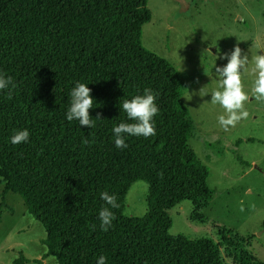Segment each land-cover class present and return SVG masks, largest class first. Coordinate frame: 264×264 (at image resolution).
<instances>
[{
	"label": "trees",
	"instance_id": "16d2710c",
	"mask_svg": "<svg viewBox=\"0 0 264 264\" xmlns=\"http://www.w3.org/2000/svg\"><path fill=\"white\" fill-rule=\"evenodd\" d=\"M148 3L0 0V74L15 85L11 99L0 91V184L4 195H21L46 230L39 264L50 256L57 264H97L101 255L106 264H225L213 238L169 233V209L190 195H210L209 170L187 144L191 125L179 73L142 45ZM77 82L92 89L93 128L67 120ZM145 89L159 107L156 134H125L128 146L117 148L114 126L135 122L122 103ZM23 129L28 142L13 145L10 137ZM137 180L150 183V210L127 218L121 203ZM105 191L118 208L106 205ZM103 207L115 216L107 232L100 227ZM29 261L21 254L12 264Z\"/></svg>",
	"mask_w": 264,
	"mask_h": 264
},
{
	"label": "rangeland",
	"instance_id": "374dc122",
	"mask_svg": "<svg viewBox=\"0 0 264 264\" xmlns=\"http://www.w3.org/2000/svg\"><path fill=\"white\" fill-rule=\"evenodd\" d=\"M148 6L152 17L142 45L179 73L191 125L187 144L209 170L210 195H190L169 209V233L213 238L225 264H264V102L252 92L257 74L251 62L264 54V0H149ZM237 45L249 56L241 72L249 115L225 129L218 122L225 109L211 103V94L222 90L215 67L225 65L224 53ZM150 189L147 180L132 183L122 215L144 216ZM3 191L0 184V264H12L21 254L30 260L26 264H39L47 251L46 230L21 195ZM42 264L57 261L50 256Z\"/></svg>",
	"mask_w": 264,
	"mask_h": 264
},
{
	"label": "clouds",
	"instance_id": "9594fccd",
	"mask_svg": "<svg viewBox=\"0 0 264 264\" xmlns=\"http://www.w3.org/2000/svg\"><path fill=\"white\" fill-rule=\"evenodd\" d=\"M223 59L227 63L223 66H216L215 72L220 78V88L211 94V103L220 104L225 109V114L218 117L219 124L227 129L234 127L241 119H246L249 113L244 110V102L249 99L243 90L241 72L247 70L249 56L242 55V49L237 45L230 53H224ZM252 63L255 65L254 71L257 78L252 89L253 95L257 101L264 102V54L252 57ZM11 86V87H10ZM14 82L10 76L0 74V91L8 90V98L11 99V88H14ZM92 89L88 84L77 82L70 92V106L66 117L68 121L78 120L80 126H95L93 118L90 116V109L93 108L94 98L91 95ZM199 93H203V89ZM156 96L151 89H145L143 95H137L131 100L125 99L122 103V110L127 117L135 121L134 123H120L112 129L114 141L117 148H126L124 135L143 136L145 138L154 136L156 130L153 118L159 113V107L156 104ZM95 120H102V114L97 113ZM30 133L27 129L16 130L10 137L13 145L27 143ZM84 143H88L87 140ZM101 198L106 205L111 208H118L117 198L110 195L107 191L102 192ZM101 221L100 227L107 232L115 219L114 213L108 207H103L99 212ZM107 258L101 255L97 264H106Z\"/></svg>",
	"mask_w": 264,
	"mask_h": 264
}]
</instances>
